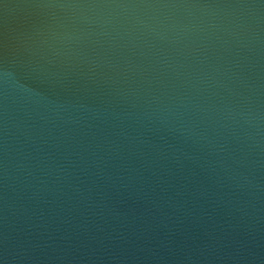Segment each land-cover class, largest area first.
<instances>
[{"label": "water", "instance_id": "obj_1", "mask_svg": "<svg viewBox=\"0 0 264 264\" xmlns=\"http://www.w3.org/2000/svg\"><path fill=\"white\" fill-rule=\"evenodd\" d=\"M0 264H264V0H0Z\"/></svg>", "mask_w": 264, "mask_h": 264}]
</instances>
